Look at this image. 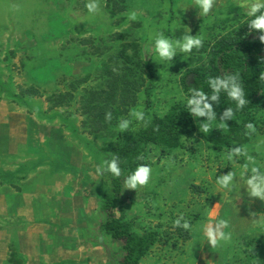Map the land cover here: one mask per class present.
<instances>
[{
	"label": "rangeland",
	"instance_id": "rangeland-1",
	"mask_svg": "<svg viewBox=\"0 0 264 264\" xmlns=\"http://www.w3.org/2000/svg\"><path fill=\"white\" fill-rule=\"evenodd\" d=\"M89 2L0 0V96L4 95L11 104L18 105L26 103L20 100L22 98L39 96L49 103L50 108L65 109L71 118L68 122L74 129L72 141L82 148L81 166L91 171L105 161L101 151L104 142L118 133L120 122L130 121L134 112L144 110L147 96L146 88L141 87L136 107L130 108L127 114L122 113L113 122H107V128L96 130L103 124L94 127L91 124L92 114L82 103V98H88L87 91L106 89L107 80L117 72L148 85L150 74H142L141 68L150 63L156 76L150 111L163 116L174 104L187 105L190 96L182 85L185 73L193 68H207L215 41L249 28L247 22L251 18L247 16V8L240 6L249 0H214V7L207 16H200L199 10L192 8L193 0H96L98 10L91 14L86 7ZM132 13H135L134 20L129 19ZM159 34L172 40L182 39L187 34L197 35L202 37L203 43L190 54L178 51L172 62H161L152 44ZM78 81H82L81 84H77ZM73 82L77 84L74 99L66 105L54 107L52 98L68 91ZM29 88L36 89L38 94L22 90ZM258 104V109L252 112L255 132L249 133L245 127L236 146L242 150L245 147L253 157L258 150L255 151V143L264 139V92L258 98ZM224 130L225 124L215 122L207 131L203 129L184 138L182 148L167 153L153 145L145 149L141 164L152 169L149 183L137 189L126 187L124 204L116 209L115 214L123 220L135 217L139 230L159 231V242L147 254V257L155 256V260H146L147 264H168L172 255L184 257L193 250L195 252L196 242L191 241V228L206 218V210L214 200L223 197V189L216 180L229 172L237 174L235 164L243 165L247 161L243 156H234L229 161L226 159L229 149L217 152L206 142L204 135L207 132L221 133ZM199 174L205 179H199ZM98 181L101 183L100 176ZM235 182L234 178L230 191L225 189L231 193L228 204L232 206H226L223 215L230 214L233 220H251L253 204L250 202V206L247 200L255 199L264 221V201L250 197L247 189L242 191ZM98 196L91 193L88 197V203L93 199L94 209L100 204L101 197ZM235 198L248 203L240 205L242 212L234 206ZM232 207L236 210L232 211ZM90 213L96 219L98 213ZM180 216H183L181 224L189 223L188 230L174 226ZM194 231L198 233L197 229ZM106 240L104 237L105 248L101 246L104 254L98 261L89 259L87 264L113 263L110 255L120 245L114 243L109 247ZM231 241L234 251L230 255L231 261L218 245L216 252L222 255V259L217 264L264 261V248L260 246L264 242L263 227L255 230L249 223L242 229H234Z\"/></svg>",
	"mask_w": 264,
	"mask_h": 264
},
{
	"label": "crops",
	"instance_id": "crops-1",
	"mask_svg": "<svg viewBox=\"0 0 264 264\" xmlns=\"http://www.w3.org/2000/svg\"><path fill=\"white\" fill-rule=\"evenodd\" d=\"M34 98H22L20 100L26 103L18 105L11 104L4 95L0 96V264H87L89 259L98 261L104 254L101 225L106 215L101 210V203L97 200L99 205L94 209L95 203L93 205V199L88 203V197L91 193L102 194L103 177L97 174L96 166L91 171L82 168V148L72 141L74 129L68 122L71 119L69 113L65 109L50 108L44 98ZM263 142L264 139L258 140L254 145L255 151L258 149L254 159L259 165L264 163ZM243 165L234 166V171L238 172L234 177L235 185L242 191L247 189L245 180L250 175L240 176ZM201 177L205 179L199 174L198 178ZM221 194L223 197L219 196V201L214 200V204L208 206L206 218L191 228L195 252L193 250L188 253L191 256L187 254L186 257L172 255L173 260L169 257L168 264H217L222 255L204 236V228L209 223L215 225L228 218V227L224 231L229 234V239L220 242L219 247L230 261L234 252L231 241L234 229H242L249 223L255 230L264 228L255 199L247 200L253 204L251 220H233L230 214L223 215L225 207L232 206L228 204L231 193L223 189ZM248 203L235 198L234 206L242 212L240 205ZM235 210L232 207V211ZM90 212L98 213L96 219ZM146 257L141 264L155 260V256Z\"/></svg>",
	"mask_w": 264,
	"mask_h": 264
},
{
	"label": "trees",
	"instance_id": "trees-1",
	"mask_svg": "<svg viewBox=\"0 0 264 264\" xmlns=\"http://www.w3.org/2000/svg\"><path fill=\"white\" fill-rule=\"evenodd\" d=\"M260 35L258 31L246 28L217 39L211 47L209 66L193 68L186 72L182 79L184 90L189 96L196 89L209 94L206 102L215 112V122L225 124L224 132H207L204 135L206 142L210 143L217 152L235 148L238 136L245 125L254 122L252 112L258 109V98L264 92V79H261V76H264V42L260 41ZM87 42L91 41L87 40ZM139 61L142 65V60ZM126 68L132 71L128 66ZM147 72L150 74L148 85L133 81L125 73L117 72L112 73L111 78L107 80L106 89L89 90L88 98H82V103L92 114V126L103 124L97 126L96 130H100L109 126L107 122H113L122 113L127 114L130 108L136 107L141 87L146 88V107L142 111L145 119L137 121L132 115L129 128L123 132L119 130L112 138L107 139L101 150L105 161L118 158L121 167L120 177L104 172L102 175L104 186L100 196L101 210L106 215L101 225V236L107 239L109 245L114 243L120 245V248H117L119 250H113L110 255L112 264H141V260L160 239L159 231L156 229L139 230L133 220L126 221L115 214L116 209L124 204L125 178L142 163L147 146L160 148L163 153L182 148L183 139L203 130L202 122L206 120V117H195L190 113L188 106L183 104L172 105L163 116L152 113L151 95L156 76L150 63L141 68L142 74ZM229 75L239 76L238 82L243 87L245 99L248 100L242 109H237L235 103L230 101L223 91L217 101H212L210 98L211 89L208 86V79L226 78ZM81 82L78 81L77 84ZM77 84L71 83L68 91L52 98L53 106L60 107L71 102L75 97ZM22 90L25 93L38 94L33 88ZM229 108L233 109L234 116L225 119L224 112ZM120 109L121 111H118ZM108 113H111L110 120L106 118ZM260 246L264 248V242ZM120 252L122 255H119ZM255 264H264V261Z\"/></svg>",
	"mask_w": 264,
	"mask_h": 264
},
{
	"label": "clouds",
	"instance_id": "clouds-1",
	"mask_svg": "<svg viewBox=\"0 0 264 264\" xmlns=\"http://www.w3.org/2000/svg\"><path fill=\"white\" fill-rule=\"evenodd\" d=\"M241 7L247 8V16L251 19L248 20L247 25L250 30L258 31L261 33L259 39L264 42V0H249L247 3H241ZM88 12L95 13L98 10V4L96 0H90L86 5ZM214 7V0H193V7L199 10L200 16H207ZM129 19H135V13H132ZM202 37L185 35L182 39L172 40L162 34L157 35L153 41V47L156 57L161 62H172L173 57L177 56V52L190 54L192 50L199 49L202 46ZM264 79V76H261ZM238 75H229L226 78L222 77H210L208 79V86L211 89L210 98L212 101H217L221 91L227 94V98L234 102L237 109H242L248 100L245 99L243 87L238 82ZM209 98V94L202 90H193L190 97L187 98L186 104L191 114L195 117H206V120L202 122V127L207 131L213 126L216 121L215 112L206 100ZM137 121H143L145 119L142 111H137L132 114ZM234 116V111L229 108L224 112L225 119H231ZM107 119H111V113L107 114ZM130 121L123 120L119 123L118 127L121 132L129 128ZM246 129L249 133L255 132V126L253 123H247ZM234 156H243L248 163L242 166L240 176L243 177L246 173H250L248 178L245 180L247 186V192L250 197L258 198L264 201V166L257 163L253 156L248 154L247 149L244 147L232 148L226 159L229 161L233 160ZM249 164L251 167H249ZM104 172L110 173L114 177L121 176V167L118 158H112L106 160L97 169V174L103 175ZM152 169L147 164H140L135 170L125 178L124 183L127 189H137L139 186H145L149 183L151 178ZM237 174L235 172H229L227 175L221 176L216 180V184L222 189L228 191L234 186V177ZM183 216H180L174 221L175 227H182L185 230L189 229V223L184 222L181 224ZM228 227L227 220H220L215 225L209 223L204 228V236L213 248L217 247L221 241L229 239V234L224 231ZM223 229V230H222Z\"/></svg>",
	"mask_w": 264,
	"mask_h": 264
}]
</instances>
